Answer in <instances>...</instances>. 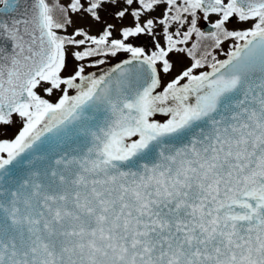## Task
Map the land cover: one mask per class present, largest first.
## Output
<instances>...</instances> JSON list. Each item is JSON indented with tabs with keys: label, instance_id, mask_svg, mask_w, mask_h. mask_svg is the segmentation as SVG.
Wrapping results in <instances>:
<instances>
[{
	"label": "snow or ice",
	"instance_id": "1",
	"mask_svg": "<svg viewBox=\"0 0 264 264\" xmlns=\"http://www.w3.org/2000/svg\"><path fill=\"white\" fill-rule=\"evenodd\" d=\"M0 264H264V0H0Z\"/></svg>",
	"mask_w": 264,
	"mask_h": 264
}]
</instances>
